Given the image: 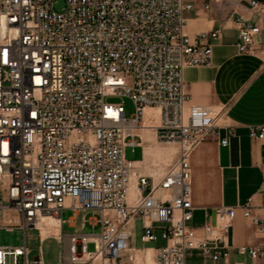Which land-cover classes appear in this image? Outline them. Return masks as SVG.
<instances>
[{
    "label": "built area",
    "instance_id": "built-area-1",
    "mask_svg": "<svg viewBox=\"0 0 264 264\" xmlns=\"http://www.w3.org/2000/svg\"><path fill=\"white\" fill-rule=\"evenodd\" d=\"M58 1L63 3L56 10ZM219 2L221 0H213ZM211 0H0V229L22 230L23 245L0 246V264L29 262L26 235L59 246L56 264H135L134 224L141 223L143 244L162 241L154 264H186L189 251L213 263L230 256L227 244L236 209L264 235V188L243 205L204 212L214 224L193 227L192 153L216 141L227 147L234 135L222 126L224 108L190 105L183 71L210 63L211 42L219 31L191 39L187 14ZM256 22L238 16V54L257 52L264 29V4L247 1ZM132 102L127 118L122 104ZM147 108L159 110L156 140L176 146L174 163L160 180L139 173L126 158L142 149L138 131ZM224 129V136L220 130ZM251 141L264 140V125L251 127ZM132 176L136 197L128 199ZM5 202V203H4ZM6 204V205H5ZM65 210L92 213L83 223L95 233L63 234ZM5 211L19 226L3 222ZM41 217L60 221L59 232L45 238ZM92 244L93 251L87 246ZM237 256L264 264V243L235 249Z\"/></svg>",
    "mask_w": 264,
    "mask_h": 264
},
{
    "label": "crops",
    "instance_id": "crops-1",
    "mask_svg": "<svg viewBox=\"0 0 264 264\" xmlns=\"http://www.w3.org/2000/svg\"><path fill=\"white\" fill-rule=\"evenodd\" d=\"M247 1L221 0L217 3L211 0L209 11H204L200 4L195 12L187 14L185 32L191 39L201 33L219 31L218 38L211 42L210 63L183 71L189 104L212 109L224 108L225 115L220 125L231 127L234 131L227 147L209 141L191 155L193 213L201 214L203 224H214L213 217H204L206 210L218 206L237 208L252 196L259 202L258 192L264 188V140L253 142L248 137L251 127L264 125V58L259 52L252 55L238 54L235 48L238 42L235 20L238 16L256 22L248 10ZM255 1L264 4V0ZM257 40L264 45V29ZM138 136L142 145V138L140 134ZM220 136H224V129L220 130ZM209 163L211 167H208ZM145 172L150 174L149 171ZM80 214L68 219L69 228H74ZM83 218H86L85 214H82L79 232L89 226L83 223ZM64 225L62 219L63 234ZM231 228L233 235L229 231L227 240L230 256L216 263L208 261L209 264H258L245 257L243 261L233 262L237 256L235 249L258 247L264 243V235H260L243 218L238 208Z\"/></svg>",
    "mask_w": 264,
    "mask_h": 264
},
{
    "label": "rangeland",
    "instance_id": "rangeland-1",
    "mask_svg": "<svg viewBox=\"0 0 264 264\" xmlns=\"http://www.w3.org/2000/svg\"><path fill=\"white\" fill-rule=\"evenodd\" d=\"M62 6H63V3L61 1H58L55 5V9L59 10L62 8ZM105 102L109 104H122L127 118L131 117V115L134 112L132 102L127 98H122V97L106 98ZM220 124H222V122H220ZM137 134H140V133H137ZM152 137H153L152 138L153 147L156 146L161 150L169 149L173 153V156H172L173 158L171 162L164 163L162 161V162L153 164L152 168L147 169V170H151V169L154 170V173L156 174H162L166 172L167 169L174 163L175 155H176V146L173 144L161 143L159 141H156V138H154L155 135ZM125 154L128 160H140L141 161L143 158V147L141 150L139 149L135 150L134 153H132L129 149H127ZM211 166L212 165L209 163L208 167H211ZM5 189H6V186L1 185L0 183V201H4L2 196L5 195ZM71 216H72V212L69 210H65L62 213V219L65 221V225L63 227V232L65 234L77 233L80 231L82 213L78 216L77 224L74 226V228H69L67 224V221ZM90 216H92V213L90 212L85 214L86 218H90ZM5 224L16 227V226H19L20 220L13 213L7 212V216L5 218ZM202 224H203V219L201 217V214L198 212H194L192 225L194 227H198V226H201ZM98 231H99L98 228L92 229L89 226H86L82 230L83 233H95V234H97ZM230 233H232L233 235V228L230 229ZM140 235H141V223L136 221L134 224V237H133V246L135 248H138V249H144L147 247L157 248V247L164 245V243L160 241L156 243L143 244L140 241ZM23 240H24V234L22 230L16 229L13 231H5L4 229H0V246L1 247H19L23 245ZM26 247L29 252L27 256V260L29 262H33L39 256V253H38L39 248L41 250V258L44 264H56L58 262V258H59L58 244L50 238L44 239L42 244H40L39 235L36 230L32 229L27 232ZM93 249H94V246L92 244H89L87 246L88 251H93ZM243 260H244L243 257L236 256L233 259V262H240ZM185 263L186 264H209V262L206 261L196 251L187 252Z\"/></svg>",
    "mask_w": 264,
    "mask_h": 264
},
{
    "label": "bare ground",
    "instance_id": "bare-ground-1",
    "mask_svg": "<svg viewBox=\"0 0 264 264\" xmlns=\"http://www.w3.org/2000/svg\"><path fill=\"white\" fill-rule=\"evenodd\" d=\"M159 123V110L153 108H147L144 111L143 116V129H140L138 132L142 137V147H143V158L141 161L136 162L134 164L135 168L139 171L140 174L145 176H150L155 179V181L160 180L162 174L154 173V170H147L148 168H152L153 164L159 162H171L173 153L167 150H161L158 147H153L152 136H154V130L152 128L156 127ZM155 138V137H154ZM158 141V140H156ZM162 143V142H161ZM165 143V142H163ZM171 144V143H167ZM160 165V164H159ZM146 171H149L148 174ZM5 176V175H0ZM136 197V189H135V177L132 176L131 183L128 191V199ZM7 216V211L4 213L3 222L5 223V218ZM60 221L58 219H54L52 217H41L39 223L37 224V228L41 232V236L43 238L51 235L57 234L59 232ZM154 251L152 249H145L144 251H140L136 257L135 264H154L153 259Z\"/></svg>",
    "mask_w": 264,
    "mask_h": 264
}]
</instances>
